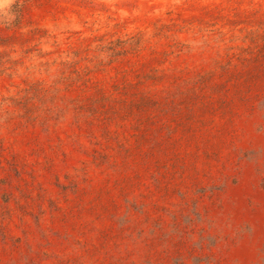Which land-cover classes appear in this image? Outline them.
I'll return each mask as SVG.
<instances>
[{"label": "rangeland", "instance_id": "rangeland-1", "mask_svg": "<svg viewBox=\"0 0 264 264\" xmlns=\"http://www.w3.org/2000/svg\"><path fill=\"white\" fill-rule=\"evenodd\" d=\"M0 264H264V0H0Z\"/></svg>", "mask_w": 264, "mask_h": 264}]
</instances>
